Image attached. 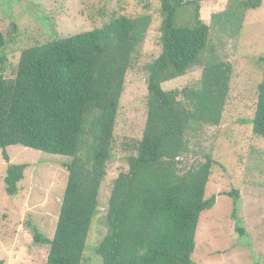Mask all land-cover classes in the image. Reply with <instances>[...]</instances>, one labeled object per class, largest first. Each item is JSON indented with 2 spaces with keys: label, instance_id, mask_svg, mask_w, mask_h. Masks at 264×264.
<instances>
[{
  "label": "trees",
  "instance_id": "1",
  "mask_svg": "<svg viewBox=\"0 0 264 264\" xmlns=\"http://www.w3.org/2000/svg\"><path fill=\"white\" fill-rule=\"evenodd\" d=\"M143 12H114L99 28L23 50L12 77L0 76V150L23 146L70 157L68 180L52 238L35 232L47 245L46 264H82L107 165L127 73L153 21L150 0H134ZM203 0H156L162 18V51L146 66L147 119L143 136L129 145L128 171L111 188L108 232L95 253L102 264H195L201 215L217 196L206 198L216 161L180 168L194 153L192 141L206 127L222 123L233 65L220 58L212 32L237 36L247 12L263 0H229L225 10L202 19ZM8 39L0 32L2 69ZM262 81L253 118L255 136L264 138V56ZM202 68L195 86L166 90L163 85ZM28 165L9 163L6 193L14 196ZM221 195L239 198L237 190ZM237 213L235 208L234 214ZM243 235L245 232L239 228ZM0 264H4L0 260Z\"/></svg>",
  "mask_w": 264,
  "mask_h": 264
},
{
  "label": "rangeland",
  "instance_id": "2",
  "mask_svg": "<svg viewBox=\"0 0 264 264\" xmlns=\"http://www.w3.org/2000/svg\"><path fill=\"white\" fill-rule=\"evenodd\" d=\"M153 21L139 48L133 68L127 73L125 90L114 132V146L107 175L101 187L98 212L93 220L82 264H102L95 253L107 235L106 214L111 188L120 173L128 171L129 145L143 136L147 119L146 66L162 51V18L156 0H150ZM229 0H203L202 19L225 10ZM124 8L123 11L121 8ZM134 16L143 10L134 0H0V32L8 39L7 62L0 76H14L23 50L103 26L114 12ZM220 58L233 65L230 96L222 123L206 127L192 141L194 153L180 168L204 159L210 153L216 164L206 189V198L217 196L216 205L202 213L196 234L195 264H264V138L254 135L253 118L258 99L264 56V0L262 7L247 12L237 36L212 32ZM202 68L163 85L166 90L195 86ZM9 163L28 165L14 196L6 193L8 162L0 150V260L4 264H46L47 245L34 241L35 232L52 238L68 180L71 158L47 154L23 146L7 148ZM237 190L239 198L221 195ZM237 213L234 214V210ZM239 228L244 230L241 235Z\"/></svg>",
  "mask_w": 264,
  "mask_h": 264
}]
</instances>
